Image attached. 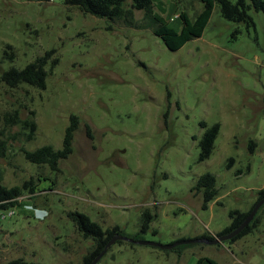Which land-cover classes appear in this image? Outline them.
Returning a JSON list of instances; mask_svg holds the SVG:
<instances>
[{
    "label": "rangeland",
    "instance_id": "rangeland-1",
    "mask_svg": "<svg viewBox=\"0 0 264 264\" xmlns=\"http://www.w3.org/2000/svg\"><path fill=\"white\" fill-rule=\"evenodd\" d=\"M154 4L176 30L182 20L172 18L186 11L195 19L203 8L200 0ZM250 14V26L229 21L216 4L203 35L171 50L151 28L85 14L64 0H0V138L8 144L0 180L8 187L33 181L5 211L0 264H84L95 243L70 212L129 237L150 209L157 216L143 240L170 244L215 237L231 224V210L248 211L264 186V14ZM52 49L59 61L45 89L1 80ZM16 112L17 122H7ZM71 114L81 122L59 170L28 161L24 149L62 147ZM22 120L36 121L32 140ZM202 122L219 123L220 132L200 161ZM206 172L219 194L205 209L195 186ZM28 205L47 217L36 219ZM181 245L166 251L117 241L96 264H264V210L259 226L233 243Z\"/></svg>",
    "mask_w": 264,
    "mask_h": 264
},
{
    "label": "trees",
    "instance_id": "trees-1",
    "mask_svg": "<svg viewBox=\"0 0 264 264\" xmlns=\"http://www.w3.org/2000/svg\"><path fill=\"white\" fill-rule=\"evenodd\" d=\"M31 1V0H30ZM49 1V0H38ZM203 4L201 12L192 19L188 12L182 11L172 21L181 18L182 26L180 30L165 23L155 13L154 0H64L68 6L78 7L83 13L91 14L100 18H107L111 21H120L126 26L135 28H151L154 33L162 38L165 45L171 50L180 49L185 43L195 37L203 35L211 16L213 14L216 4L220 7L221 15L236 23H244L247 26L254 24L251 10L261 11L264 14V0H200ZM142 12V17H136V12ZM55 49L49 50L44 55L38 56L32 62L28 63L24 68H17L15 66L4 71L1 75V80L10 88H17L23 84L33 86L37 89H45L47 86V79L52 68L58 63V58H53ZM13 56V55H12ZM50 64V67L48 68ZM17 115L13 118H7V122H17ZM25 126H29L30 132L27 135V140H32L35 136L37 124L35 120H22ZM80 117L76 114H71L69 124L66 127L62 147L57 149L52 145H44L35 150L24 149L25 158L37 165H48L52 170H59L61 160L67 159L74 152V139L76 131L80 126ZM202 126L206 127V131L200 140V161L206 160L211 156L215 148V141L220 132V124L215 123L212 126H207L206 122H202ZM87 132L89 136L93 137L91 127L87 125ZM255 141L250 142V150L256 148ZM8 150V144L5 139L0 138V157H5ZM234 159L231 158V162ZM242 171H239L241 173ZM33 181H27L24 186H6L0 180V226L3 221L2 215L6 210L12 208L18 202V199L24 194V190L32 184ZM31 193L35 190L33 187L29 188ZM195 193L203 196V208H208L209 204L216 199L219 194L216 176L210 172L204 173L200 176L197 185L195 186ZM256 202L250 207L248 211H241L239 209L231 210L229 215L232 219L231 224L217 233V236L227 234L237 228L244 219L251 212L255 204L264 198V186L258 191ZM31 205H28L29 208ZM264 210V204L259 208L253 220L247 225L243 231L236 237L226 241L233 243L242 236L253 232L260 223V213ZM143 223L142 227L136 234L129 237L140 240L143 239V233L150 229V224L157 214H153L150 209H146L142 213ZM70 218L75 222L78 230L85 238H91L95 243V248L92 252L84 256V264H90L94 257L101 253L108 241L115 234L126 235L118 226L114 228L103 229V227L96 221H93L87 214L82 212H70ZM213 239L214 236L206 232L201 236ZM123 243L124 240H118ZM133 244V242H129ZM182 245L176 246L174 250H180ZM167 251V250H166ZM212 263H215L212 260ZM8 264H36L34 262L24 261L23 259H16L10 261Z\"/></svg>",
    "mask_w": 264,
    "mask_h": 264
},
{
    "label": "water",
    "instance_id": "water-1",
    "mask_svg": "<svg viewBox=\"0 0 264 264\" xmlns=\"http://www.w3.org/2000/svg\"><path fill=\"white\" fill-rule=\"evenodd\" d=\"M262 204H264V198L259 200L255 206L253 207V209L251 210V212L248 214V216L244 219V221L234 230H232L231 232L224 234V235H220V236H215L213 239H209L207 237H198L196 239H192V240H181V241H177V242H173L170 244H160L157 242H152V241H146L143 239L140 240H135L131 237L122 235V234H118L115 235L108 243L107 246L105 247V249L90 263V264H96L101 257L106 253L108 247H110L113 243H115L117 240H126L129 242H133V243H139V244H144V245H151V246H156L159 247L163 250H170L173 249L176 246H179L181 244H187V243H206V244H219V243H223L226 240H230L234 237H236L237 235H239L243 229L250 224V222L253 220V218L255 217L256 213L258 212L259 208L262 206Z\"/></svg>",
    "mask_w": 264,
    "mask_h": 264
},
{
    "label": "clouds",
    "instance_id": "clouds-1",
    "mask_svg": "<svg viewBox=\"0 0 264 264\" xmlns=\"http://www.w3.org/2000/svg\"><path fill=\"white\" fill-rule=\"evenodd\" d=\"M30 209H34V213L37 219H41L44 218L48 215V212L46 210H42L45 214L43 217H41L40 213H41V209L39 207H34L32 208V206L29 207Z\"/></svg>",
    "mask_w": 264,
    "mask_h": 264
},
{
    "label": "crops",
    "instance_id": "crops-1",
    "mask_svg": "<svg viewBox=\"0 0 264 264\" xmlns=\"http://www.w3.org/2000/svg\"><path fill=\"white\" fill-rule=\"evenodd\" d=\"M41 209V213H40V215H41V217H43L44 216V212L42 211V210H46V209H44V208H40ZM31 210V209H30ZM31 212H33V216L36 218V216H35V213H34V209H32V211ZM47 217V216H46ZM46 217H44V218H46ZM37 219V218H36ZM41 219H43V218H41Z\"/></svg>",
    "mask_w": 264,
    "mask_h": 264
},
{
    "label": "flooded vegetation",
    "instance_id": "flooded-vegetation-1",
    "mask_svg": "<svg viewBox=\"0 0 264 264\" xmlns=\"http://www.w3.org/2000/svg\"><path fill=\"white\" fill-rule=\"evenodd\" d=\"M115 235H118V234H115ZM115 235H114V236H115ZM114 236H113V237H114ZM113 237H112V238H113ZM112 238H111V239H112ZM111 239H110V240H111ZM110 240H109V241H110ZM109 241H108V242H109ZM117 241H118V240H117ZM117 241H116V242H117ZM124 241H126V240H124ZM226 241H229V240H226ZM226 241H224L223 243H225ZM128 242H129V241H128ZM223 243H219V244H223ZM106 246H107V245H106ZM106 246H105V247H106ZM108 248H109V247H108ZM92 251H93V250H92ZM92 251H91V252H92ZM99 254H100V253H99ZM99 254H98V255H99ZM98 255H97V256H98ZM97 256H96V257H97ZM96 257H94V259H95ZM102 257H103V256H102ZM94 259H93V260H94ZM93 260H92V261H93Z\"/></svg>",
    "mask_w": 264,
    "mask_h": 264
},
{
    "label": "built area",
    "instance_id": "built-area-1",
    "mask_svg": "<svg viewBox=\"0 0 264 264\" xmlns=\"http://www.w3.org/2000/svg\"><path fill=\"white\" fill-rule=\"evenodd\" d=\"M51 1H54V0H51ZM7 216H8V213H4V214L2 215V219H6Z\"/></svg>",
    "mask_w": 264,
    "mask_h": 264
}]
</instances>
